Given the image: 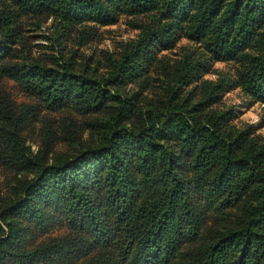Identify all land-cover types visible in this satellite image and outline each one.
I'll use <instances>...</instances> for the list:
<instances>
[{"label": "trees", "instance_id": "1", "mask_svg": "<svg viewBox=\"0 0 264 264\" xmlns=\"http://www.w3.org/2000/svg\"><path fill=\"white\" fill-rule=\"evenodd\" d=\"M19 14L51 18L57 33H72L78 45L117 14L146 20L96 78L64 64L9 62L17 57ZM179 38L197 44L204 59L183 53L170 64L157 60ZM211 61L235 63L232 82L264 105V0H0L2 74L48 110L72 106L87 114L115 105L107 119L91 123L101 144L43 165L26 151L0 93V160L35 171L0 212L6 228L5 236L0 234V264L77 254L88 255L82 264H264V138L253 136L251 127L233 128L227 110L209 109L230 86L221 78L200 79ZM154 62L160 98L140 111V125L124 127L131 102L113 87L147 85ZM196 81L194 99L183 89ZM48 200L86 235L21 251L19 220L42 230ZM202 202L219 210L239 205V212L232 225L180 252L198 238ZM114 238L121 241L116 255L108 249Z\"/></svg>", "mask_w": 264, "mask_h": 264}, {"label": "rangeland", "instance_id": "2", "mask_svg": "<svg viewBox=\"0 0 264 264\" xmlns=\"http://www.w3.org/2000/svg\"><path fill=\"white\" fill-rule=\"evenodd\" d=\"M146 20L145 16L117 14L113 23L95 26L93 36L84 44L78 45L72 33L66 35L57 33L53 20L42 15L17 16L19 37L14 44L17 57L8 60L16 62L31 60L46 66L64 64L76 72H82L92 77L100 78L106 73L111 59L119 57L123 47L131 41L138 32V26ZM185 53L195 58L204 59L198 51L197 44L184 38H179L169 49L157 54V60L163 59L171 63L175 58ZM157 62H154L148 75L147 85L127 82L113 87L114 92L121 98H128L131 109L126 114L122 126L136 128L140 125V111L153 108L160 98L161 91L155 86ZM237 65L228 61H211L207 72L201 80L215 81L219 78L230 81L229 88L222 93L217 103L209 109L227 110L230 116L229 124L236 129L251 127V133L258 138H264V105L246 94L233 78ZM197 83H189L183 92L192 98L198 96ZM0 93L5 96L9 111L14 120L17 135L23 141L26 151L39 160L43 165L59 164L79 154L82 150L102 143L100 131L91 123L108 118L113 102L98 112L82 114L72 106L58 110H48L34 96L23 93L16 81L0 72ZM37 160V161H38ZM35 175L34 170H19L15 166L0 160V212L12 204L19 196L20 188L30 182ZM201 201L202 199L199 198ZM204 208L200 222L199 235L195 242L182 245L179 249L184 252L211 239L216 232L232 225L239 212V205L217 209L207 206ZM42 209L46 215V223L41 230L29 220H19L17 245L21 251L31 250L41 243L59 239L67 235H86L84 231L70 226L55 200H48ZM6 228L0 222V234ZM1 237V238H2ZM121 241L114 238L108 249L113 254L120 251ZM88 255L54 256L21 263L18 258L7 260L3 264H82ZM178 259V256L176 257Z\"/></svg>", "mask_w": 264, "mask_h": 264}]
</instances>
